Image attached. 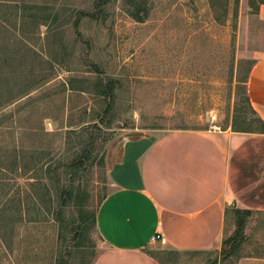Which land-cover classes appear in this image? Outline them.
I'll list each match as a JSON object with an SVG mask.
<instances>
[{
	"label": "rangeland",
	"instance_id": "obj_1",
	"mask_svg": "<svg viewBox=\"0 0 264 264\" xmlns=\"http://www.w3.org/2000/svg\"><path fill=\"white\" fill-rule=\"evenodd\" d=\"M30 1L65 9L59 31L72 48L71 59L77 68L85 71L83 60L90 57L101 63L108 75L121 80L118 120L113 123L114 132L102 135L111 139L95 152L96 161L124 130L142 129L159 136L180 125L212 131L226 128L232 118L238 64L246 67L264 53L261 0ZM99 1H105L100 6L103 13L96 20L82 17V37L77 36L72 28L76 11L96 12ZM40 31L42 36L44 28ZM58 73L62 79L67 75L61 69ZM71 101L75 106L78 96L73 95ZM12 116L0 119V264H56L67 260L63 251L71 238L60 221L67 222L74 215V208L63 206L61 196L56 195V186L60 188L66 181L63 175L58 179L50 176L52 181H45L48 194L40 200L29 184L30 173L24 175L21 165L12 168L9 160H4L8 154L2 153L19 142L26 112ZM77 117L73 115V119ZM43 125L48 132L62 131L58 122L45 120ZM152 125L157 128L149 129ZM58 154L51 157L53 167ZM80 181L88 193L90 209L97 208L110 190L105 164L103 168L94 164ZM244 233L237 259L220 262L219 250H210L182 254L177 263L208 264L216 259L217 264H264V214L254 213ZM81 241L84 258H78L74 250L68 264H87L104 249L96 229L84 233Z\"/></svg>",
	"mask_w": 264,
	"mask_h": 264
},
{
	"label": "trees",
	"instance_id": "obj_2",
	"mask_svg": "<svg viewBox=\"0 0 264 264\" xmlns=\"http://www.w3.org/2000/svg\"><path fill=\"white\" fill-rule=\"evenodd\" d=\"M30 2L0 0V119L26 112L19 142L2 154H8L4 160H9L12 168L21 165L22 174L30 173L32 181L29 184L38 192L40 200L49 191L45 181L50 180L52 175L56 179L59 175L64 176L66 183L60 188L56 186L59 191L56 195L61 196L63 206L74 208V215L67 222L60 221L62 229L68 228L71 238L70 246L63 251L67 260L62 261L64 255H59L63 259L56 264H68L74 250L79 254L78 258H84L81 238L87 231L96 229L98 207L90 209L88 193L80 180L94 164L104 167L105 152L97 161L95 152L102 150L111 139L102 135L114 132L112 126L118 120L116 106L121 80L108 75L102 64L90 57L82 59L85 71L77 68L71 59L72 48L62 40L59 31L62 29L59 20L65 9H54V4ZM104 2L95 4L98 8L96 12L76 11L72 28L77 36L82 37L79 20L82 17L98 19L103 13L100 6ZM260 5H264V0L260 1ZM131 14L134 16V13ZM41 28H44L42 36ZM253 64V61L246 67L238 64L236 68L235 101L231 122L226 128L230 126L234 132L264 134V123L252 108L247 94L246 84ZM60 69L67 73L64 79L59 77ZM230 71L232 81L233 65ZM73 95L79 98L75 106L71 101ZM76 114L78 117L73 119ZM45 120L60 123L62 131H46ZM156 128L155 125L149 127ZM172 130L199 129L180 125ZM56 152H59L60 158L53 167L50 165L51 157ZM254 213L264 214L263 211L235 206L225 209L220 262L239 258L245 228ZM203 252L206 251L158 250L151 251L149 255L159 264H178L182 254ZM95 257L93 255V260L87 264H93ZM208 264H217L216 259Z\"/></svg>",
	"mask_w": 264,
	"mask_h": 264
},
{
	"label": "crops",
	"instance_id": "obj_3",
	"mask_svg": "<svg viewBox=\"0 0 264 264\" xmlns=\"http://www.w3.org/2000/svg\"><path fill=\"white\" fill-rule=\"evenodd\" d=\"M246 86L264 123V53ZM104 164L110 190L96 215L104 249L93 264H159L151 251L220 250L226 208L264 212V134L124 130Z\"/></svg>",
	"mask_w": 264,
	"mask_h": 264
},
{
	"label": "built area",
	"instance_id": "obj_4",
	"mask_svg": "<svg viewBox=\"0 0 264 264\" xmlns=\"http://www.w3.org/2000/svg\"><path fill=\"white\" fill-rule=\"evenodd\" d=\"M159 238V235H156V238L155 239H158Z\"/></svg>",
	"mask_w": 264,
	"mask_h": 264
}]
</instances>
